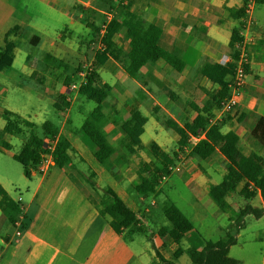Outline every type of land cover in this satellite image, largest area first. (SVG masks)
<instances>
[{
  "label": "crops",
  "instance_id": "obj_1",
  "mask_svg": "<svg viewBox=\"0 0 264 264\" xmlns=\"http://www.w3.org/2000/svg\"><path fill=\"white\" fill-rule=\"evenodd\" d=\"M106 1L107 9L98 8L94 0H0V48L3 47L4 34L12 27L19 26L18 35L14 38V55L17 50H21L25 55V65L17 76L10 78L11 84L21 86L23 83L18 78L21 75L24 76L28 88L35 87L45 95H53L59 86L58 93L53 97L55 103L60 94L68 97L66 92L71 83L65 86L64 79L73 76L77 78L79 70L92 64L96 53L102 49L100 39L105 33L106 24L113 17L134 23L139 12L143 11L146 20L161 29L158 44L165 50L176 48L179 62L175 67L164 60H158L144 66L137 78L130 77L124 69L130 46L125 29H122L114 36L116 44L111 49L113 54L119 55V59L112 57L100 66L109 74V84L100 80L98 68L96 70L94 87L99 89L106 84L110 88L102 102L105 121L98 126L106 138L107 147L97 164L106 173H112L115 181L120 183L116 190L113 189L119 196L118 193L124 192L126 185H132L137 192L136 185L144 164L150 169L157 165L148 150L151 142H155L166 152H171L168 151L171 143L177 144L176 132L167 128L165 122L169 120L182 126L198 113L192 110L191 103L200 108L210 100L216 87L202 76V68L206 64L225 65L231 58L227 46L231 33L240 28L241 20L231 18L230 12L240 11L242 0ZM37 9H42V13L37 16L40 22L35 23L37 18H32V15ZM82 9L85 11L81 12ZM254 13L255 8L253 15ZM97 17L100 19L99 24L95 21ZM49 19L65 26L62 34H47L45 28ZM255 25L257 20L254 27ZM52 27L56 32L61 26L56 24ZM254 27L250 30L255 41L248 46L250 63L245 74L243 91L235 96L238 105L229 114L232 119L225 122L222 131L232 130L237 134L238 147L244 155L255 154L262 158V147L250 135V129L257 119L264 117V78L260 76V73H264V26H256L261 36L253 34ZM74 33L80 36L77 47L63 40ZM10 68L12 66L8 69ZM77 95L79 93L75 94ZM241 96L244 98L238 100ZM74 99L75 97L70 99L66 115ZM134 108L147 120L140 136L142 148L137 154H129L126 151L129 132L127 121ZM5 110L26 118L17 110L0 104V148L9 150L12 145L6 140L11 135L2 131ZM33 117H38V113L34 112ZM28 121L36 125L33 121ZM149 126L154 134H150ZM158 127L167 128L169 131L165 132ZM62 131L63 128L56 136L66 133L65 129ZM162 133L166 134L162 136ZM146 134H149L148 142L143 141ZM25 135H14L18 136L15 142H20L17 153L25 143ZM2 143H6L8 147L3 148ZM95 150L93 144L86 143L79 137L72 138L67 151L71 159L70 165L59 168L52 163L45 174L37 171L31 173L27 186L28 198L25 202L21 196L14 200L18 202L21 199L19 205L22 206L21 213L25 222L19 238L14 237V232L7 236L6 231H13V227L1 216V240L4 245L0 250V264L86 263L95 246L110 230L111 220L109 216L100 213V199L95 194L93 183L88 181L89 185L83 180L91 169L88 160L93 162L92 154ZM17 153H12V158ZM214 155L201 162L188 154L183 156L182 164L184 159L186 162L185 166H181L184 171L180 176L197 192L205 185L208 187L212 172L219 171L218 167L211 164ZM220 157L222 172L219 175L222 177L228 163ZM193 163H206L211 171L198 168ZM22 172L26 176L25 171ZM87 177H92L94 181V172L88 173ZM0 185L2 186L1 182ZM156 189L159 190L158 187ZM257 198L261 200L259 195ZM139 215L141 212L138 210L136 223ZM194 229L187 232L183 239L189 247L200 248L204 238L197 236ZM126 232L127 230L121 234L123 240ZM125 243L132 254L126 264H141L140 260H136L131 246L126 241ZM170 243L176 249L185 251L189 248L180 247V244H175L164 235L154 239V250L160 252V247H166ZM155 259L154 263H157V258ZM186 264H190V261Z\"/></svg>",
  "mask_w": 264,
  "mask_h": 264
},
{
  "label": "trees",
  "instance_id": "obj_2",
  "mask_svg": "<svg viewBox=\"0 0 264 264\" xmlns=\"http://www.w3.org/2000/svg\"><path fill=\"white\" fill-rule=\"evenodd\" d=\"M246 1L242 0V4ZM94 3L98 8L107 9L108 2L106 0H94ZM256 4H264V0H256ZM84 11L85 9L81 10V12ZM230 16L235 20H241L243 12L242 10L231 11ZM242 26L241 23L240 28L231 33L227 46L231 56L229 61L225 65L206 64L202 68V76L216 87L211 93L210 100L200 108L191 103L192 110L198 113L191 121H185L182 126L169 120L165 122V126L174 130L178 136L176 150L166 152L155 142L149 144V151L156 160L157 165L153 169H150L147 164L143 165L142 175L140 174L136 191L140 195L160 194L161 190H157L156 187L163 178L172 174L170 168L174 167L185 154L205 160L218 153L228 163V167L222 176L221 182L211 185L209 189L210 196L216 204L224 209L226 206L225 199L234 193L246 200H253L259 195L262 204L258 207L248 205L241 208L233 220L234 230L232 234L226 232L225 238L217 242L204 238L200 248L189 247L185 251L177 248L172 255L174 260L186 253L190 264H242L240 260L229 256L230 247L237 242L235 235L245 227V216L252 215L254 218L260 219L264 215V166L262 158L255 154L244 155L238 147L237 134L232 130L222 131L225 122L232 119L228 112H225L226 115L222 119L212 121V110L219 111L224 101L231 94L230 86L235 62L238 60V46L243 40L240 35ZM19 29L20 27L16 25L4 34L3 47L0 48V71L8 69L13 64L15 56L14 38L18 35ZM122 29H125L130 46L127 62L124 65V69L130 77L137 78L144 66L158 60H164L172 67L178 64L179 57L176 48L165 50L159 46L158 40L161 29L157 25L148 22L143 11L139 12V17L134 23L113 17L106 24L105 33L101 36L102 49L94 57L92 62L93 71L87 77V83L79 90V95L95 103L94 109L85 118L79 129L74 132L66 131L53 143L56 134L49 122L43 123L42 136H38L35 133L36 125L32 122L23 119L16 113L3 111L5 120L3 132L14 136L22 134L24 129L29 131L22 149L19 153L13 155V159L23 167L26 177H30L31 173L36 170L48 154H51L55 166L62 168L70 165L71 159L67 151L71 146L72 138L79 137L86 143L95 146L96 150L92 154L94 162L97 163L103 156L107 141L99 131L98 126L105 121L102 102L110 88L104 84L97 89L94 87V83L97 68L103 66L112 57L119 59V55L113 54L111 49L116 44L114 36ZM248 67L247 64L245 74ZM71 78L66 77L64 79L65 86L70 84ZM65 97L64 94H60L58 100H60L62 106L68 108L70 103L65 101ZM58 103V101L54 103L56 110L62 108ZM155 111L154 109L153 112ZM146 120L137 108L131 110L127 121L129 132L126 151L129 154H137L142 148L140 136L144 132ZM250 135L262 147L264 152V117L257 119L250 129ZM192 137L200 138L193 143ZM47 145H54L51 152L48 151ZM2 147L7 148L8 145L2 143ZM99 210L102 215L110 217V230L95 246L85 264H126L132 254L121 234L129 229L137 232L143 231L142 227L136 223L137 213L110 187H105L103 191ZM0 211L12 227L22 218V227L25 228L19 204L9 197L1 185ZM163 214L170 226L163 229L160 235H167L175 244H180L185 234L194 229L193 221L171 202H166L163 207ZM155 253L157 264H176L172 258H165L159 251H155Z\"/></svg>",
  "mask_w": 264,
  "mask_h": 264
},
{
  "label": "rangeland",
  "instance_id": "obj_3",
  "mask_svg": "<svg viewBox=\"0 0 264 264\" xmlns=\"http://www.w3.org/2000/svg\"><path fill=\"white\" fill-rule=\"evenodd\" d=\"M254 8L255 13L252 16L253 25L251 28L253 29L255 21L257 20V25L254 27L255 33L253 34L255 36H261V34L258 33L259 29L256 26H264V4L255 3ZM39 13H42V9H37V12L33 13L32 18H37ZM95 21L96 24H99V17H97ZM34 22H40L39 17ZM56 24L61 27L55 32L52 26ZM235 25L237 26L236 23ZM64 27L65 26L61 25V23L49 19L45 30L47 34L50 35L52 33H56L57 36L58 34L63 33ZM251 28H249L248 33L249 35L253 36L250 31ZM79 38L80 36H77V34L74 33L71 36L64 37L63 40H66L68 43L72 44L73 47H77ZM24 57V53L21 50H17L15 52V59L12 64V68L0 71V104L5 107H10L17 110L24 118L33 121L36 124L35 133L38 136H42V125L44 122H49L51 124L55 134H58L61 128H63V131L65 129V131L73 132L79 129L82 126L85 118L94 109L95 103L85 99L81 95L75 96V93H71L69 90H67L66 93L68 97H65V101L70 103L71 98L75 97V99L73 100V105L69 109L68 114L66 115L67 108L62 106L60 100H58L62 107L60 110H56L53 106V97L58 93V90L60 89L59 86L57 87V92L55 91L53 95H45L35 87L28 88L25 85L26 83L24 76L21 75L18 78L23 84L21 86L12 85L10 78H14L17 76L18 72L22 70L23 66L25 65ZM97 71L100 76V80L109 84V74L104 72L103 68L101 67H99ZM260 76L264 78V73H260ZM256 79L257 77H255V80ZM78 80V76L77 78L73 76L70 83H78ZM242 91L243 86L240 89V92ZM38 95H41V97L38 98ZM243 98V96L238 97V100ZM232 111L233 109L227 112L231 114ZM34 112L38 113V117H33ZM219 112L220 109L219 111L214 112L212 116L213 121L221 119L226 115L225 112L222 114ZM158 128L165 132L169 131L167 128ZM148 130L150 131V134H154V131L151 130V126L148 127ZM24 133L28 136L29 131L24 129L20 135L22 136ZM165 134L166 133H162V136ZM56 137L58 138V136ZM148 138L149 134H146L143 141L148 142ZM199 138L200 137L193 139L192 142H197ZM16 139H18V136H7V140H4L10 142L12 146L9 150L0 148V182L12 200H15L21 196L25 202L29 195L27 186L30 183V179L24 176L22 172L23 167L18 162L13 160L11 156L12 153H17L19 150L20 142H15ZM175 145L177 148L176 143H171L168 147V151L174 150ZM150 155L152 154L150 153ZM214 156V161L211 164L213 167H218L219 171L212 172V179L208 187L205 185L199 189L198 192L192 189V187H190L189 184H187V182L180 176V174L182 175L184 171L181 170L179 173H172L162 179V181L157 186L161 190V193L157 194L156 196L153 194L140 195L138 192L133 190L132 185H126L125 191H120V193H118L119 197L130 208L137 212L139 210L142 215H139L137 224L142 227L143 231L137 232L129 229L124 235V240L131 246L132 251L136 256V260H140L141 264H150L151 262H153V264H157L156 262L154 263L156 260L155 257L157 258L153 245L154 239H159V237L162 236L160 235L161 231L170 226L168 220L163 214V207L166 202L173 203L184 215L193 221L195 228L194 232H197V236L200 235L206 240H210L212 242H217L220 239L225 238L226 232L231 234L233 233V220L236 218V215L239 213L241 208H244L248 205L254 207L261 206L262 202L258 198L246 200L235 193L229 195L225 199L226 206L224 209H221L218 204H216V202L210 196L208 190L212 184H218L221 182L222 177L219 174L222 172V160L219 154ZM181 160L178 161L175 166H185L186 159H184V164H182ZM262 160L264 166V155ZM88 162L91 165V169L88 173L90 174L93 171L95 180L93 181L92 177H87L88 173L85 175L86 177H84L83 180H85L88 184L89 182L93 183L97 198L102 199L103 191L105 189L104 187H110L116 190L120 183L115 181V179L112 177V173H106L94 161L91 162V160H88ZM193 164H197L198 168H204L208 171H211L209 169V165L207 164V166L206 163L204 165L203 163ZM140 199H142V201ZM1 216L3 215L0 211V250L4 245L3 241L1 240L3 232V222ZM244 221L245 227L241 229L237 235H235L237 242L235 245L230 247L229 256L240 260L242 264H264V215L260 219H256L252 215H247L245 216ZM23 229L24 228L22 227L21 234ZM13 232L14 228L13 231H6L7 236L11 235ZM158 243L159 241L156 242V244ZM179 246L182 248L189 247L186 240L184 239L180 242ZM160 248V252L163 253L165 257H170V259L176 250V248H173L171 243L166 245V247ZM188 259L189 258L187 254H183L177 261L176 259L173 260L177 264H186V262L189 263Z\"/></svg>",
  "mask_w": 264,
  "mask_h": 264
},
{
  "label": "built area",
  "instance_id": "obj_4",
  "mask_svg": "<svg viewBox=\"0 0 264 264\" xmlns=\"http://www.w3.org/2000/svg\"><path fill=\"white\" fill-rule=\"evenodd\" d=\"M255 3H256V0H247L242 5V8H241L243 12V17L241 18L243 26L240 31V35L243 37V40L240 43V46H238V60L235 62V68L233 71L232 81H231V86H230L231 94H230V97L226 101H224V103L222 104V107L220 109L221 113L227 112L238 105V102L236 101L235 96L240 92L241 87L244 85L245 66L247 64L249 65L248 46L251 45L255 40L254 37L249 35L248 33L249 28H251L253 25L252 16H253V10H254ZM92 71H93L92 64L85 65L84 68L82 70H79L77 73L79 77V80H78L79 82L71 83L68 87V90L71 93H75V94L79 93L80 88L87 83V77L91 75ZM195 138L197 137H192V139H195ZM57 139L58 138L55 137L53 143H55ZM53 147L54 145H50V146L47 145L48 151L51 152L53 150ZM52 163H53L52 156L51 154H48L44 157L41 163L37 166L35 171L41 174H45L49 170V167ZM170 169L172 173H178L182 170V167L174 166ZM20 201L21 199L19 198L18 203ZM19 207L22 210V206L19 205ZM22 222L23 220L21 218L13 226L14 237L16 238H19L21 236Z\"/></svg>",
  "mask_w": 264,
  "mask_h": 264
}]
</instances>
